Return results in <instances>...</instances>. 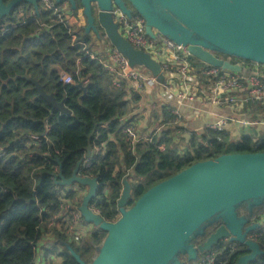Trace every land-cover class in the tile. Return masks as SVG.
<instances>
[{
    "label": "trees",
    "instance_id": "16d2710c",
    "mask_svg": "<svg viewBox=\"0 0 264 264\" xmlns=\"http://www.w3.org/2000/svg\"><path fill=\"white\" fill-rule=\"evenodd\" d=\"M77 7L81 9L79 3ZM38 9L36 13L32 5L23 2L11 15L0 18V264H35L37 245L46 233L56 241L57 248L52 252L60 250L61 264H78L66 245L85 263L92 262L106 233L92 227L94 232L78 244L71 242L63 230L49 227L50 220L61 212L63 201L76 208L81 204L78 192L57 183L72 177L77 165L84 162L89 146L90 165L82 168L79 176L97 180V199L91 207L108 223L120 217L117 202L125 178L131 183V207L151 188L197 163L223 155L264 153V138L254 142L243 137L235 142L228 130L207 128L195 134L179 125L160 138L131 143L123 133L122 118L130 113L125 92L113 86L98 61L73 45L68 30L44 12L40 3ZM83 33L78 39L89 42V35ZM219 57L241 64L245 71L255 67L264 71L262 65ZM61 72L67 73L73 83L84 81V98L73 84L59 81ZM23 76L37 82L58 103H64L71 116L54 111L39 98L32 83L12 81ZM169 110L160 109L166 121L174 119ZM174 132L191 136L188 145L181 141L183 155L174 141ZM32 136H38L39 142L28 145ZM238 214L249 216L246 205L238 209ZM260 215L264 217V205L254 211L249 225L260 222ZM250 237L264 251V229L261 227ZM213 251L217 255L214 264H237L249 254L245 246L228 240ZM179 260L189 264L186 257ZM249 264H264V256Z\"/></svg>",
    "mask_w": 264,
    "mask_h": 264
},
{
    "label": "water",
    "instance_id": "95a60500",
    "mask_svg": "<svg viewBox=\"0 0 264 264\" xmlns=\"http://www.w3.org/2000/svg\"><path fill=\"white\" fill-rule=\"evenodd\" d=\"M39 1L12 0L5 5L0 0V18L11 15L23 2L32 5L38 13ZM55 1L69 3L73 12L79 3L86 19L85 34H98L97 22L110 45L127 58L131 68L146 69L159 83H164L161 66L120 35L113 19L115 8L129 19L136 12L145 21L147 36L155 38L156 31L187 48L204 65L241 75L245 73L241 64H232L219 56L264 66V0ZM18 79L32 83L39 98L54 111L71 116L64 103L47 95L37 82L26 76L12 81ZM73 86L82 91V98L86 96L83 80ZM183 137L186 142L191 138L189 134ZM91 152L89 146L86 158ZM81 165H77L70 179L61 178L57 184L87 188L79 209L81 217L86 224L106 233L90 264H185L179 257L195 264L199 256L226 240L245 246L249 252L237 264H249L264 256L259 244L250 239V234L262 226L249 225L254 211L264 205V153L223 155L197 163L154 186L131 207V183L125 178L117 202L120 218L114 223L104 221L91 209L99 184L96 179L79 176ZM243 205L247 207L248 217L238 214ZM217 225L207 236V230ZM202 238L204 243L197 247ZM66 249L78 264H87L70 246L66 245Z\"/></svg>",
    "mask_w": 264,
    "mask_h": 264
},
{
    "label": "built area",
    "instance_id": "2783aa9c",
    "mask_svg": "<svg viewBox=\"0 0 264 264\" xmlns=\"http://www.w3.org/2000/svg\"><path fill=\"white\" fill-rule=\"evenodd\" d=\"M39 3L44 12H49L56 23L68 30L74 46L82 48L86 51L87 56L103 66L112 79L113 86L125 92V101L132 107L135 104L136 97L163 85L181 105L202 103L230 111L233 109L237 111L249 110L255 113H258L260 109L264 110V74L259 71L252 70L241 75L207 65H198L187 48L176 45L156 31L154 32L155 38H150L146 34V24L141 17L134 16L129 19L119 9L115 8L113 19L118 26L120 35L136 50L149 55L152 60L161 66L164 83H159L157 78L153 77L151 72L146 69L131 68L127 58L112 46L100 52L101 55L94 54L88 43L78 39L80 23L74 18L75 12L71 10L69 3L58 4L55 0H40ZM17 13L20 15L21 11ZM59 81L64 85L73 84L72 78L65 72L59 74ZM166 107H169V105H166ZM144 112L137 113L136 117H140L145 124H149L151 120L156 121L158 126L155 129H147L148 131L141 129L136 124L135 119L130 118L129 115L122 118V121L125 122L122 123L123 133L133 144L152 141L155 138L162 137L170 129L175 131V127H183V114L177 108L173 107L169 110L170 116L174 118L172 121H166L162 115L163 112H160L158 119H155L154 114L151 115L150 110L145 109ZM232 123L233 121L225 118L220 123L209 125L204 129L208 128L216 132H223ZM236 123L243 129L254 128L257 125L259 128L261 127L260 124H264V120L256 123L251 119H246L240 122L236 121ZM138 129L144 134H140ZM174 137L175 143L179 145L180 154L183 155L185 148L181 144L180 135L174 132ZM38 142L39 137L32 136L28 145L37 144ZM91 158L92 152L91 156L89 158L85 157L84 162L81 163V169L90 165ZM71 187V190L78 192L79 197L83 198L86 195L87 188L79 185ZM66 202H62L61 212L50 220L49 227L58 231L63 230L71 242L79 244L92 233V228L81 217L79 211L81 204L79 208H76L66 205ZM91 209L99 214L94 207H91ZM203 256L204 259L200 262ZM203 256L195 264H214L216 262L217 255L214 251ZM35 264H43L37 252Z\"/></svg>",
    "mask_w": 264,
    "mask_h": 264
},
{
    "label": "crops",
    "instance_id": "0c3cea01",
    "mask_svg": "<svg viewBox=\"0 0 264 264\" xmlns=\"http://www.w3.org/2000/svg\"><path fill=\"white\" fill-rule=\"evenodd\" d=\"M130 7V5H128ZM84 17L79 14L78 18ZM134 17V15H133ZM138 17H140L138 15ZM142 18V17H141ZM143 19V18H142ZM81 24V22H80ZM91 34V33H90ZM89 34V35H90ZM97 36V38H100V34L92 33ZM104 34V33H103ZM79 37V33H78ZM90 44L89 42H86ZM101 43H103L101 41ZM106 48L104 47L102 51H104ZM100 51V52H102ZM251 69L246 70L245 72L250 71ZM253 70L259 71L260 73L264 74V71L260 68L255 67ZM166 105H169L168 108H177L180 110L183 114V127H186L190 132L198 134L202 133L203 129L209 125L220 123L223 119L228 118L230 121H233L232 124H229L227 126L228 132H230L231 139L233 141H238L242 139L243 137L251 138L254 142L261 141L264 138V124H260L261 127L258 128V125L254 128H244L241 126H238L236 121L240 122L246 119H251L252 121L256 123H260L264 120V110L260 109L258 113L247 111H237L236 109H233L232 111L225 109V108H218L212 105L208 104H195V103H186L185 105H181L178 103L177 99L173 96L172 93H169L167 89L163 87V85L156 87L152 91L148 93H144L139 97H136L135 104L132 107L130 104L129 110L130 113L128 114L130 118L135 119L136 124L141 129H149V125L143 122L140 117H136V114L139 112L145 113V109L148 111L150 110L151 115H155L158 119V116H160V109L161 107H166ZM162 110V109H161ZM143 117V114L141 115ZM138 132L140 134H144L141 132L140 129H138ZM184 135L186 134H180L181 141L185 142L186 145L189 144L190 140L188 142L185 141ZM264 222V217L261 218L260 222ZM260 222H258L260 224ZM262 225V224H260ZM92 228V227H91ZM93 230V229H92ZM56 241L53 238V236L50 235V233H46V237L41 240V242L37 245L36 252L40 256V261L43 264H61L62 258L60 257V250H58L57 253H53L52 251L57 248L55 245Z\"/></svg>",
    "mask_w": 264,
    "mask_h": 264
},
{
    "label": "rangeland",
    "instance_id": "374dc122",
    "mask_svg": "<svg viewBox=\"0 0 264 264\" xmlns=\"http://www.w3.org/2000/svg\"><path fill=\"white\" fill-rule=\"evenodd\" d=\"M82 13V14H81ZM81 14L83 17V9H78L77 8V11L75 12V16L74 18L78 21V23L81 22L80 24V28H79V33H80V36H82L84 33H83V29L85 30L84 27H86V19H85V22L83 20V18H77V15ZM135 16V14H134ZM73 21V19H72ZM96 26H97V30H98V33L100 34V38L98 39L97 36L95 34H92L93 32H91V34L88 36L89 37V48L91 49V51L94 53V54H99L101 55L100 51H102V49L105 47L106 49L110 48V43L109 41H107L108 39H106L105 35L103 34V30L98 26L97 22H96ZM79 27V26H78ZM101 41L103 43H101ZM195 63V61H194ZM155 119H157V117L154 115ZM149 129L148 130H152V129H155L157 126H158V123L156 121H150L149 122ZM146 130V131H148ZM72 187L70 186L69 189H71ZM261 218V215L257 217V219H260ZM260 224H262V228L264 229V222L261 221ZM93 227V226H91ZM94 232V230L92 231ZM251 239V237H250ZM204 259V256L201 258L200 262H202Z\"/></svg>",
    "mask_w": 264,
    "mask_h": 264
},
{
    "label": "flooded vegetation",
    "instance_id": "af4514ba",
    "mask_svg": "<svg viewBox=\"0 0 264 264\" xmlns=\"http://www.w3.org/2000/svg\"><path fill=\"white\" fill-rule=\"evenodd\" d=\"M17 8V7H16ZM16 10V9H15ZM14 10V11H15ZM18 11H21V9H19ZM221 59H223V60H226L224 57H220ZM228 61H230V60H228ZM215 228L216 227H212V228H209L208 230H207V232H206V234H211L214 230H215ZM206 239H207V237H206ZM204 241H205V239H200L198 242H197V247L198 246H200V245H202L203 243H204Z\"/></svg>",
    "mask_w": 264,
    "mask_h": 264
}]
</instances>
